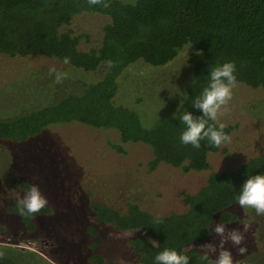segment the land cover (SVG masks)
<instances>
[{
  "label": "trees",
  "instance_id": "16d2710c",
  "mask_svg": "<svg viewBox=\"0 0 264 264\" xmlns=\"http://www.w3.org/2000/svg\"><path fill=\"white\" fill-rule=\"evenodd\" d=\"M104 2L108 7L89 6L88 0H0V60L39 59L41 65L68 66L84 72H96L105 67L98 81L82 82L74 90H66L55 102L16 118L0 120V144L27 151L34 142L43 139L45 142H39V147L45 154L51 152L43 148L49 144L47 148L60 151L61 158L66 155L77 158L82 150L72 142L74 139L52 147L51 139L44 136L55 126L78 124L118 132V143L107 140L105 144H95L93 150L98 156L122 155L129 160L130 149L138 146L148 150V159L137 158L130 162L132 165L139 163L137 170L145 166L149 172H154L168 167L177 172V178L199 176L201 182L194 190L181 193L183 209L180 211L154 214L134 203L126 213L102 203L87 209L97 225L141 233L130 240L136 260L124 264H153L154 255L164 247L182 250L191 257L192 264H199L197 258L202 251L196 246L212 236L203 229L204 225L213 226L216 221L231 227L238 219L240 206L235 196L247 173H264V146L257 147L259 137L250 134L255 147L239 145L235 150V133L237 139L248 133L244 129L234 132L229 124H225L224 129L231 135L229 144L213 147L202 141L199 149L183 145L179 141L183 125L173 118L178 105L169 114L154 115L146 108L120 104L116 101L120 79L129 66L139 61L154 67L166 66L190 45L194 52L189 54L187 63L192 66L194 77L183 88L189 97L184 103L185 109L199 115L191 108V100L202 90L209 66L226 61L236 63L238 83L264 92V0ZM82 15H102L109 20L95 44L89 42V37L76 33L73 23ZM198 51L202 55H196ZM64 57H70V63L64 64ZM194 80H197L196 85ZM173 81L166 77L161 83L169 87ZM114 151L117 153L112 154ZM12 184L24 191L32 183L21 178L13 180ZM38 185L45 196L55 197L50 182ZM164 194L166 191L159 195ZM59 195V198L64 196L61 192ZM18 201L8 205L6 213L18 217L28 233L37 229L38 218L55 216L56 208L62 206L56 199L40 213L22 217ZM158 217L163 223L154 224ZM87 230L93 237L99 234L94 226H88ZM254 234V231L247 233L241 244L251 246L252 251L234 261L245 259L247 264H264L261 255L251 256L256 252ZM152 241L159 246L153 247ZM98 245L100 242H96L95 246ZM79 256L88 264H119L107 260L93 246ZM0 264L24 263L22 259L0 255Z\"/></svg>",
  "mask_w": 264,
  "mask_h": 264
},
{
  "label": "rangeland",
  "instance_id": "374dc122",
  "mask_svg": "<svg viewBox=\"0 0 264 264\" xmlns=\"http://www.w3.org/2000/svg\"><path fill=\"white\" fill-rule=\"evenodd\" d=\"M108 21L102 15H82L74 21L73 26L77 35H85L89 37L90 43L95 44L101 39L103 27ZM192 52V46H186L172 63L163 67L150 66L142 61L132 64L121 76L116 101L136 109L146 108L147 112H153L154 115L171 113V109L179 106L183 97L170 95V90L173 95L180 92L183 96L181 90L194 77L193 68L187 63ZM44 66L53 64L41 65L39 59L0 60V120L16 118L42 108L60 99L66 90L72 91L82 82H96L105 73V67L96 72H84L60 66L56 69L67 73V76L61 83H55L54 75H49V68L41 69ZM173 75L175 77L172 79ZM166 77L175 80L177 85L173 81L170 86L168 84L169 87H165L161 81L166 80ZM260 90L238 83L227 110L219 117L220 122L232 125L234 132L244 129L248 133L241 137L242 141L237 139L235 133V150H238L239 145L255 147L250 134L259 137L257 147L264 146V92ZM44 137L51 139L52 147L53 144L59 145L67 143V139H74L72 142L80 147L82 153L77 158L76 155L61 158V152L47 148L49 144L46 143L47 147L43 148L51 152L45 154L39 147V142H45L43 139L34 142L27 151L0 144V255L22 259L24 264H88L79 254L90 251L92 246L107 260L119 264L135 261L136 254L130 240L141 233L121 232L111 225H97L89 217L88 207L102 203L126 213L129 205L134 203L154 214L172 213L183 209L181 193L194 190L201 182L197 175L177 178V172L168 167L154 172H149L145 166L137 170L139 163L132 165L130 162L137 158L148 159V150L142 147L131 148L129 160L119 154L117 157L96 155L93 150L95 144H105L107 140L118 143L119 134L113 130L69 124L51 128ZM105 148L110 151V148ZM121 160L130 165H125ZM44 170L47 172L43 173ZM21 178H26L32 184L50 182L56 198L46 195L48 201L56 202L54 200L57 199V202L62 203L55 210L61 217L38 218L37 229L33 233L25 230L18 217L6 213L8 205L22 198L24 191L12 184L13 180ZM163 191L166 194L160 196ZM60 192L64 194L63 199L58 197ZM237 214L238 219L234 224L226 227L223 242L213 232L210 240L205 242L211 243L210 248L201 249L202 244L196 247L208 252L213 259L224 248L232 252L234 259L244 258L245 254L241 255L238 246L228 239L229 232L238 229L245 237L254 231L256 252L251 256L261 255L264 263V215L257 216L253 209L241 207L237 208ZM216 224L215 221L213 227ZM88 226L97 228V237L89 234ZM96 242H100V245L95 246ZM240 246L247 247L246 253L252 251L249 245L243 243ZM244 260H236L234 264H247Z\"/></svg>",
  "mask_w": 264,
  "mask_h": 264
},
{
  "label": "clouds",
  "instance_id": "9594fccd",
  "mask_svg": "<svg viewBox=\"0 0 264 264\" xmlns=\"http://www.w3.org/2000/svg\"><path fill=\"white\" fill-rule=\"evenodd\" d=\"M89 6L102 4L108 7L104 0H88ZM196 55H202L198 51ZM64 64L70 63V57H64ZM49 75H54L55 83H61L67 73L58 71L54 66L49 68ZM194 85L197 80L193 81ZM238 84L237 66L234 61H226L214 66H209L205 81L200 93L191 100V108L197 110L199 115L193 111L184 108V103L189 99L187 93L183 96L180 92L173 95L183 97L180 100L173 118L178 120L183 129L179 134V141L183 145H190L194 149L201 147V142L206 141L213 147L231 143V135L225 132V124L220 122L219 117L227 110V105L233 98V90ZM180 88V87H179ZM181 90V89H180ZM181 92H183L181 90ZM236 203L242 209H253L257 216L264 215V173H247V178L241 185L235 196ZM48 199L41 191L38 184L28 185L19 199L18 212L23 217L25 215L34 216L40 213L48 206ZM163 223L162 218H156L154 224ZM247 230V225L244 226ZM209 235L213 232L222 238L226 231L225 224L217 223L214 227L205 224L203 227ZM244 235L238 229L230 230L228 239L234 246H238L241 255L247 252L246 246H240L244 240ZM153 247H158L159 243L152 241ZM211 243H205L200 246L201 249L210 248ZM214 251V249H213ZM199 264H234L232 252L228 249H222L215 259L210 258L208 252H202L197 258ZM153 264H192L191 257L182 250L176 248L164 247L153 257Z\"/></svg>",
  "mask_w": 264,
  "mask_h": 264
},
{
  "label": "flooded vegetation",
  "instance_id": "af4514ba",
  "mask_svg": "<svg viewBox=\"0 0 264 264\" xmlns=\"http://www.w3.org/2000/svg\"><path fill=\"white\" fill-rule=\"evenodd\" d=\"M46 245H47L46 247L48 248V247H49V245H48V244H46ZM52 245H53V244H52ZM52 245H51V247H52Z\"/></svg>",
  "mask_w": 264,
  "mask_h": 264
}]
</instances>
